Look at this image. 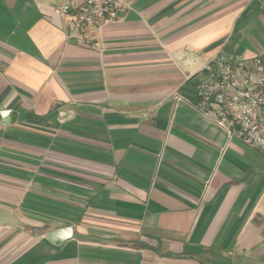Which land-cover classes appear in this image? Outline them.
<instances>
[{
    "label": "crops",
    "instance_id": "crops-1",
    "mask_svg": "<svg viewBox=\"0 0 264 264\" xmlns=\"http://www.w3.org/2000/svg\"><path fill=\"white\" fill-rule=\"evenodd\" d=\"M63 0H0V264H264V150L195 107L264 0H134L97 48Z\"/></svg>",
    "mask_w": 264,
    "mask_h": 264
},
{
    "label": "built area",
    "instance_id": "built-area-1",
    "mask_svg": "<svg viewBox=\"0 0 264 264\" xmlns=\"http://www.w3.org/2000/svg\"><path fill=\"white\" fill-rule=\"evenodd\" d=\"M134 0H63L51 7L53 14L72 17L73 43L100 46L105 25L132 9ZM195 107L243 144L264 150V54L245 58L221 52L199 69Z\"/></svg>",
    "mask_w": 264,
    "mask_h": 264
}]
</instances>
